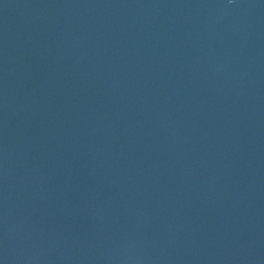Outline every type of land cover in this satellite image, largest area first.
<instances>
[{
    "label": "water",
    "instance_id": "obj_1",
    "mask_svg": "<svg viewBox=\"0 0 264 264\" xmlns=\"http://www.w3.org/2000/svg\"><path fill=\"white\" fill-rule=\"evenodd\" d=\"M0 264H264V0H0Z\"/></svg>",
    "mask_w": 264,
    "mask_h": 264
}]
</instances>
